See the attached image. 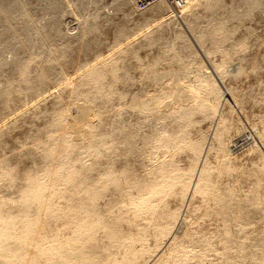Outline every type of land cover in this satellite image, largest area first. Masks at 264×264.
<instances>
[{
    "label": "rangeland",
    "instance_id": "rangeland-1",
    "mask_svg": "<svg viewBox=\"0 0 264 264\" xmlns=\"http://www.w3.org/2000/svg\"><path fill=\"white\" fill-rule=\"evenodd\" d=\"M202 2L206 1L202 0ZM202 2L187 0L185 7L178 12H174L168 7L160 14L154 15L151 11L152 8L144 12L138 11L134 2L129 8L122 7L121 0H0V34H4L0 37V50L1 48L3 51L6 50L5 52L1 50L2 53L0 51V61L2 58L7 60H2L5 65L2 64L4 66L0 68V89L7 88L9 87L7 85L11 84L12 90L15 88L14 90L17 92H12L13 97L10 95V103L3 102V96L0 98V208L4 211L1 220L7 217L20 220L21 216L14 214H17L18 206L25 204L24 197L21 195L30 176H39L43 179L41 182L44 185L57 188L59 185L48 178L47 167L49 165L52 168L64 169V175H67L72 171V168L76 170L77 158L81 157L83 161L86 158L85 160L89 164L96 161V154L93 151H87V148H83V146L80 147L79 138L70 133V128L67 129L69 125L66 120L58 125L61 126L59 130L57 128V130L50 131L51 128H49L57 111H63L64 108L65 110L72 109L73 106L75 107L74 103L79 102L90 110L89 117L91 118L86 119L88 122L90 119V122L94 123L103 120L109 130L114 124L117 127H132L133 130L136 129L134 130L135 136L140 131L139 136V134L144 135L150 131L153 133L155 130H160L164 134L166 130L177 129L178 131L168 132L172 136L178 135L171 141L167 149L165 147V150L163 149L169 154L164 151L162 153L165 155V159L168 157L167 159L176 164V167L182 168H180V172L184 177L188 175L187 170L190 168L191 160L194 162L199 152L194 149L191 151L188 147L186 150L185 148L182 150L184 143L189 139L183 135L190 132L192 143L195 144L204 141V151L212 148L208 152V161L211 162V168L213 167L211 180L213 185L224 193L226 201L230 204V211L227 213L225 221L222 220L218 212L219 207L212 201L204 199L205 191L189 194L185 203L180 199H173L170 207L172 209L179 208V214L186 221L185 228L178 235L183 236V242L184 236L190 235L187 244L196 253L192 257V264H196L198 261L203 264L211 262L217 264H264V247L261 248L264 245V138L258 140L253 136L256 144L254 142H245L248 145L243 143L232 155L233 159L229 163L231 167L226 168L225 163L221 162L222 159L218 157L219 147L217 151L215 149L219 143L216 131H214L215 128L216 130L230 131V134L225 137L227 138V140L225 139L226 143L231 142L230 145L233 140L240 138L245 133H253V131L257 133V130L264 132V0H221L220 7L212 13L213 9L208 10L209 8L207 9L205 3ZM7 13L8 16H11L7 17ZM11 13L18 14V17L16 18ZM19 15L26 19L21 20ZM23 15L28 16L24 17ZM179 15L185 16V19L182 20ZM212 18L224 19L222 31H224L226 39L216 40L218 35L213 40L210 38L208 34L213 31V24L217 25L216 20ZM93 26L95 28L92 30ZM25 27H28V33H26ZM47 28H49L48 32ZM119 29L123 30L125 36L120 37ZM40 31L43 32L39 33ZM12 33L16 34L12 35L16 36L15 39L9 37ZM67 33L69 35H65ZM83 33H87V36L82 37ZM198 36L203 43L196 42L195 37ZM3 37L5 38L2 39ZM7 44L9 47L11 45V48L14 46L13 52L11 48L7 47ZM25 61H29V69L32 67L29 70L30 75L35 76L39 71V73L45 72V76H48L40 86V94L37 95L39 97L35 96L34 92L27 90L25 84L24 89L20 87L23 82L20 79L18 68ZM102 61L105 62L102 63ZM21 62L23 63L20 65ZM87 62H94L96 67L97 64L100 65L98 67H101V64L104 66L113 64L116 67L122 80V83H118L117 90L120 89L123 92L121 95L123 100H126L125 97L128 96L127 103L122 102V99H119L120 101L116 99L120 104H117L116 100L110 103L106 95L98 94L94 84L93 87H90L89 83H84L83 79L86 80L87 73H80L79 67L80 64H87ZM211 67L215 68L222 78L228 94L220 90L219 81L213 75ZM125 73H129V75L126 76ZM111 74L109 73L106 81L112 79ZM179 85H184V90H187L182 93L184 95L186 92L188 94L190 89L194 91H192V127L188 125L187 121L186 123L183 121L186 127L182 125V128L180 127L182 120L178 119L181 122L174 120L173 113L175 114L176 111L173 109H177L175 103L177 104L176 98L180 94L174 88ZM73 87L79 90L76 98L72 93ZM82 87L83 90H81ZM17 89L23 90H19V93ZM212 90L215 92L214 94ZM171 95L176 98L171 99L173 98ZM137 96L143 99L139 100ZM156 96L160 97L157 100L160 105L163 103L162 106L175 102L176 107L173 104L169 105V107L172 106L170 111L173 112H167L169 107L167 106L168 109H166L165 106L163 112L166 114L162 112L165 114L164 116L158 114L160 112L155 107L156 112L153 108V113L147 116L143 100L149 101ZM165 98L167 99L165 100ZM130 102L133 104L131 105ZM158 102L156 105H159ZM199 102H204L202 104L206 105L208 103L210 111L208 110L206 114L200 113L201 110L196 111ZM217 109L222 112L220 120L216 119ZM168 113H172L173 120L171 115L170 117L167 115ZM151 116L154 118V122L149 120L152 119ZM155 117L158 121H155ZM84 122L86 121L84 120ZM84 122L82 121V123ZM163 130L165 131L162 132ZM168 134L166 132L164 135L168 136ZM143 135H140V138L136 136L138 138H136L137 141L135 140L136 144L138 141L141 143L138 142L140 149ZM112 136L114 135L110 130L109 137ZM50 137L52 141L56 139L60 145L65 146L66 152L69 154L66 155L68 163H70L69 166L58 162L49 164L44 159L45 148L51 145V148L53 147V142L49 140ZM57 138L59 139L57 140ZM72 143L73 147L67 146ZM207 146L211 147L208 149ZM68 147L70 148L68 149ZM88 152L93 159L88 157ZM104 152L99 162L101 168L105 171L111 165L121 179L124 191L128 189L130 193V195H119L120 200L130 201L134 198L139 201L135 195L140 189L141 181L145 180L146 176L145 151L130 156L128 160H124V156L119 155L114 158L115 161H107L108 151ZM97 157L99 158V156ZM69 160L74 161L75 164ZM194 164L195 162L192 163V166H195ZM6 173L12 175V179L8 178ZM61 183L65 184L66 179H63ZM68 195H71L70 191L66 193V196ZM65 200L68 198H64L62 203ZM45 204L46 208L47 203ZM133 207L134 205L128 202L110 204L106 207V214L111 217L122 214L126 218H130L134 224L130 226L123 222L126 227L122 230L125 233L130 230L136 232L144 225V221L140 218L144 214L137 216ZM35 210V214H37V209L35 208ZM32 216L35 218V215ZM223 222L227 226L226 229L222 227ZM17 232L18 229H10L9 235L0 236V246L1 241L4 240L14 249ZM227 237L231 239L230 242L227 241ZM203 238L210 239L212 246L210 252L203 255L204 259L197 255L207 249V246L200 242V239ZM148 245L151 247L152 253L158 244L150 238ZM136 248H140L138 244L133 245L135 251H137ZM158 253L162 259L169 257L166 251L162 252V248L158 249ZM12 258L13 256L10 257V259ZM149 259L150 257L146 260ZM133 262L138 264L135 260Z\"/></svg>",
    "mask_w": 264,
    "mask_h": 264
},
{
    "label": "bare ground",
    "instance_id": "bare-ground-1",
    "mask_svg": "<svg viewBox=\"0 0 264 264\" xmlns=\"http://www.w3.org/2000/svg\"><path fill=\"white\" fill-rule=\"evenodd\" d=\"M200 1L202 2V0H200ZM205 1L206 2H202V3H205V7H207V9L209 8L208 10L213 9V10H211V13H212V11L215 12L221 5V0H205ZM194 4H195V2H194ZM130 5H133V0H121V6L122 7L124 6L125 8L126 7L129 8ZM165 8L168 9L166 1L160 0L156 5H154L152 7L151 11H152V13H154V15L160 14L161 12L165 11ZM188 8H189V6H188ZM11 11H13V10H11ZM16 13H18V12H16ZM16 13H11V14L15 15ZM20 14H21V11H20ZM14 15H12V16H14ZM10 16L11 15L8 16V13H7V17H10ZM179 16L181 17V15H179ZM15 17L17 18L18 14L15 15ZM15 17H12V18H15ZM19 17H21V15H19ZM182 17H181V19L184 20L185 16L182 15ZM22 19L24 20L26 18L21 17V20ZM212 19H214V18H212ZM214 20H216L217 25L215 26V24H213L214 25L213 31L209 32L208 35L210 36V38L212 40L215 39L217 35L219 37L216 40L219 39V41H221L222 38L226 39V37L224 36V31H222V26L225 23L224 19L218 18V19H214ZM214 20H212V21H214ZM95 26H93L92 28L91 27H89V28H91L93 30L95 28ZM143 26H141V27H143ZM27 28H26V33H28ZM48 29L49 28H47V32H48ZM137 29H139V28H137ZM20 30H22V29H20ZM40 30H41V28H40ZM43 30H45V29H43ZM38 31H39V29H38ZM120 31H121L120 37L125 36V33L123 32V30H120ZM138 31H136V32H138ZM41 32H43V31H40L39 33H41ZM89 32H91V31H89ZM2 34H0V37L4 36V34L3 35ZM90 34H92V33H90ZM132 34H130V35H132ZM5 35L8 36V34H5ZM12 35H16V34L12 33L9 36V37H13V39H15L16 36L14 37ZM20 35H21V33H20ZM62 35H63V33H62ZM65 35H69V34L67 33ZM135 35H136V33H135ZM86 36H87V33L86 34L83 33L82 37H86ZM4 38L5 37H3L2 39H4ZM118 39H119V37H118ZM193 39H194V37H193ZM195 39H197L196 42H198L200 44L203 43V41L201 39L199 40V36L195 37ZM8 45L9 44H7V47L11 48V45H10V47ZM13 47L14 46H12V48ZM19 47H20V45H19ZM199 47H201V46H199ZM15 48H14V50H15ZM1 50L3 51L2 48H1ZM2 51H1V53H2ZM5 51H3V52H5ZM33 51H34V49H33ZM7 52H9V51H7ZM12 52H13V49H12ZM37 57H39V56H37ZM2 60H6V59L2 58ZM2 60L0 61V68H2V66L5 65ZM206 60H207V62H209L207 58H206ZM99 61H101L100 57H99ZM103 62H105V61H102V63ZM5 63L7 64V62H5ZM22 63L23 62H21L20 65ZM93 63L87 62V64H83V65L80 64L81 65L79 67L80 71H81L80 73H87V75L89 76V77L87 75L85 76L86 77L85 79L87 80V77H88V80L86 81L83 79L84 83L85 82L89 83L91 85L90 87L94 86V88H96L95 90L98 92V94L103 93L102 96L106 95V97L109 98L110 103L115 102L116 99L117 100H119V99L123 100V98H122L123 96H121V95H123V92L120 91V89L117 90L118 89L117 86L119 85L118 83L119 82L122 83L121 82L122 80H121V77L119 76V74L117 72L116 67L113 64H109L106 66L101 64V67H98L100 65L97 64V67H96L95 64H93ZM2 64H4V65H2ZM102 65H103V67H102ZM118 68H119V66H118ZM18 69H19V73H20L19 75L21 76L20 79L23 82V85L20 87H23V89H24L25 88L24 84H25L26 89L28 88L27 90L34 92V94H36L35 96L40 94L39 93L40 92L39 91L40 86L48 77V76L47 77L45 76V74H44L45 72L39 73V71H38V74H36L35 76L30 75L29 74V70H30L29 69V61H27V62L25 61ZM211 69H212L213 75L215 77H217V80L219 81V84L221 87L220 90H222L223 93L228 94V90L224 86V84L221 80L222 78H220V75L218 74V72L215 70V68L213 69L211 67ZM128 72H129V70H128ZM109 73H112L111 74L112 79H110V80L108 79V81H106ZM129 73H125V75L128 76ZM81 75H83V74H81ZM180 79H182V78H180ZM178 81H179V79H178ZM12 82H14V81H12ZM181 85H179L177 87L175 86V88H174V89L178 90V93H180L177 96V98L175 97L176 100L178 101L177 104L175 102H173V100H172L173 103H168L169 101L166 102L169 105L170 104L174 105V103H175V105L177 106L176 110L173 109V111H176V113H177V114L173 113V115H175V119L173 118L172 113L171 114L168 113L167 115L169 117L171 115L172 116L171 119L173 118L175 121H178V122L180 120H182V123H183V121H184V123H186V121H187L188 125L192 127V108H193L192 107V91L193 90L191 91V89H190L189 93L187 94V92H186V95H184L182 93L187 91V90H184V87H183L184 85L183 86H181ZM7 86H9V87L4 88V89H0L1 90L0 98L3 96V102L11 101L10 95L12 96V92L13 93H14V91L16 92V90H14L15 88L12 90L11 84L7 85ZM75 87H73L74 89H72V91H73L72 93H74V95L73 94L72 95L74 97L79 94V90L76 89L77 87L76 88ZM189 87H190V85H189ZM80 88L81 87L79 85V89ZM23 89H19V90H23ZM19 90L17 89V91H19ZM81 90H83V87ZM118 91H120V92H118ZM173 91L176 92L175 90H173ZM219 92L221 93V91H219ZM19 93H20V91H19ZM118 93L120 94V96ZM212 93L214 94L215 92L213 91ZM216 93H217V91H216ZM204 95H206V94L204 93ZM171 96L173 97L171 99H175L174 95H171ZM37 97H39V96H37ZM156 97H154V98L152 97L153 99H151L149 101L143 100L144 103L142 102L145 105V110L148 114L147 116H149L150 113L151 114L153 113L152 111L155 110V107L157 108L156 110L158 112H160V113H158V112L157 113L161 114V115L163 113H165V112H163V109H165V106L169 107V105L162 106L163 103L161 101L160 102L162 103V105H160L158 102L159 100H157L160 97H157V98ZM75 98H72V99H75ZM125 98H126V100H128L127 99L128 96ZM134 98L136 99V96ZM138 98H139V100L143 99L140 97H138ZM166 99L167 98H165V100ZM117 100H116L117 104H120V102L118 103ZM126 100L124 99L122 102L127 103ZM131 100H132V98H131ZM200 100H202V99H200ZM133 101H134V99L132 100V102ZM156 102H158L157 104H159V105H156ZM133 103H135V102H133ZM140 103H141V101H140ZM193 103H194V101H193ZM202 103H204V102H201L200 103L201 105L199 104V106H201V107L196 105V106H198L197 107L198 109H196V111L201 110L200 113L204 112L206 114V113H208V110H209L208 103H207V105L202 104ZM74 104H75V107L73 106L72 109L65 110V108H64L63 111L61 110V111H59V112L57 111L55 113L54 121L50 124V127H49V128H51L50 131L51 130L52 131L57 130V128L59 130V127H61V126H58V125L60 123H62L64 120H66L67 124L69 125V127L67 129L69 130V128H70V130H71L70 133H72L73 136H76L79 138V140L81 142L80 147L83 146V148H87V151L88 150L93 151L96 154L95 159L96 158L97 159H96V161L94 160V162H92L90 164L86 162L85 156H84V158H85L84 161L81 160V157H80V159L79 158H77V160L75 159L76 164L73 163L75 161L74 159H72L74 161L69 160L70 162L72 161V164H75L76 170H74L72 168V171L68 172L67 175H64V173H65L64 169L52 168V166L49 165L47 167L48 168V178L50 181H53L54 183L59 185V186H57V188L56 187H47L46 185H44V183L41 182L43 179L39 178V176H30L28 179V184L25 186V188H23V193L21 195L24 197L25 204L17 207V214L10 212L11 214L21 216L19 221L14 217H7L4 220H1V215L3 214L4 211L0 208V236L5 237V236L9 235L10 229H18V232L15 235L16 242L14 245L15 246L14 249H12V247H10L6 241H4V240L1 241L0 264H134L133 260L138 262V264H192V257L195 256L196 253L194 251H192V248H190L189 245L187 244V241L189 240L190 235L184 236V242H183V236L178 235V233L182 232L183 229L185 228L184 226L186 225V221L179 214V208L172 209L170 207V203L173 199H175V200L180 199L185 203L186 198L189 194H193L197 191L198 192L205 191L204 199L208 200V201H212L213 203H215L217 205V207H219V211H218L219 215L221 216L222 220L225 221L226 215L230 211V204L226 201V197H225L224 193L221 190H219L215 185H213V181L211 180L213 167L211 168V166H210L211 162L209 163V161H208V158H209L208 152L210 151V149H212V148H210L211 146H209V147L207 146L208 149L209 148L210 149L204 151L205 150L204 141H200V142H197L195 144L194 142L192 143V134L190 132H187L183 135V137H187L189 139H187L186 143H184L182 150H183V148H185V150H186V147H188L191 149V151H192V149H194V150H197L199 152L198 157H195V159L193 158L194 162H195V164H194L195 166H192V163H194V162H192V160H191V164L189 166L190 168H188V170H187L188 175H187V177H184L180 172L181 167L178 166L179 169H177L178 167H176V164L170 162L169 159H167L168 157L165 159L164 158L165 155L162 153L165 149H167V147H169L171 141L178 137V135H176V134L174 136H172L171 133L168 134V132H171L173 129L171 131H167L165 129L168 136L164 135L166 133V132H164L165 130L162 131V132H164V134L161 133L160 130H158V131L155 130V132H153V133H151V131H150L151 134L150 133H146L144 135L139 134V136H138V133H140V131H138L136 136H138L140 138L143 135V137L141 138L142 145H140L141 146V149H140V147H139L140 142L138 141L139 143L137 142V144H136V141H137L136 138H138V137L135 136V131H134V130H136L135 128L133 130L132 127H129V128L117 127L114 124L110 128L111 134L113 132L114 136L109 137L110 136V130L107 128V125L104 124L103 120L102 121L100 120V121H97V123H94V122H90L91 121V119H90V121L88 122L86 119L91 118V117H89V115H90L89 114L90 113L89 108L87 106H85L84 104L81 105V103H79V102L74 103ZM130 104H131V102H130ZM143 104H141L142 107H143ZM219 104H220V102H219ZM174 106H173V108H174ZM168 107L166 109H168ZM170 108H172V106L169 107V109L166 111L167 112L168 111L173 112L172 110L170 111ZM210 108H212V107H210ZM142 110H144V109H142ZM156 110L154 112H156ZM196 111H195V114H196ZM143 112H145V111H143ZM157 113H156V117L158 118ZM165 114H163V115L165 116ZM159 117H162V116L159 115ZM221 117H222V112H221V110L217 109L216 119L220 120ZM151 118H152V116H151ZM157 118L155 119V121L157 120ZM176 118H177V120H176ZM178 119H180V120H178ZM84 120L86 122H84ZM149 120L153 121L154 118L149 119ZM82 121L84 123H82ZM182 123H181V125H180V123H178V125H180V127H182V125H183V127H186V124L184 126V123L183 124ZM180 127L178 126V128H180ZM155 128H157V127H155ZM158 128L160 129V127H158ZM174 131H178V130L176 129V130H173L172 132H174ZM214 131H216L215 134H216V138L218 139V140L217 139L216 140L219 143V145L217 147H215V149L217 151V148L219 147L218 148V155H219L218 157H219V159H222L221 162L225 163L226 168L231 167V165H229V163H231V160L233 159L232 155L238 151V149L241 147V145L243 143L254 142L255 141L254 137H256L258 140H262L264 138V132H259L257 130V133H256V131H253V133L249 132V133H245V134L241 135L240 138L233 140L232 144L230 145L231 142H227V143H229V144H227L226 143L227 138H225L228 134H230L229 133L230 131H228L226 129L225 130L224 129L216 130V128ZM161 134H163V135H161ZM172 134H174V133H172ZM160 135H161V137H160ZM57 136H59V135H57ZM57 136H55V137H57ZM58 139L59 138H57V140ZM251 139H253V140H251ZM49 140H51V137ZM52 142H53V147L51 148V146H52L51 145V146L45 148V151L43 154V157L46 160V162H49V164L54 163V162H58L60 164H63L64 166H69L70 163H68V160L66 157V155L68 153L66 152L65 146L60 145L56 141V139H55V141H52ZM256 143L257 142H254V144H256ZM192 144H195V145L192 146ZM246 145H248V144H246ZM67 146L73 147L74 144L73 143L70 145L68 144ZM70 147H68V149ZM164 147H165V149H164ZM255 147H256V145H255ZM161 149H162V151H161ZM140 150H141V152H139ZM104 151H108L107 161H115L114 158H116V156H119V155L124 156V160L125 159L128 160L130 156L132 157L137 153H142V151H145L146 154L144 152L143 153L145 154V156H146L145 158L147 160V163H146L147 168L145 170L146 176L144 177L145 180L143 179V181H141L140 189L138 190V192L135 195L136 198L138 197L139 201H136L134 198H132V200H130V201L129 200L126 201L124 199L120 200L119 195H122V194L130 195V193H129L128 189L126 191H124V187L121 185V179L117 176V174L115 173V171L113 170L111 165H109L105 171L101 168V163H99V162L102 158L101 155H103L105 153ZM164 152L166 153L167 151H164ZM70 153H71V151H70ZM89 153L90 152H88L87 155H89ZM92 155L94 156V154H92ZM90 156H91V154L88 157H90ZM97 156H99V158ZM90 158H92V157H90ZM90 158H89V160L92 161ZM191 158H192V155H191ZM219 159H217V160L220 161ZM150 162H151V164H150ZM226 162H227V164H226ZM79 163H80V165H79ZM223 166H224V164H223ZM6 175L8 178L12 179V175L7 174V173H6ZM63 179H66L65 184L61 183V181ZM68 191L71 192V195L66 196V193ZM179 192L181 194H178ZM64 198L65 199L68 198V200H65V202L62 203ZM120 202H125V203L128 202L130 204H133L134 205V207H133L134 212L137 216H140V214H144V215L140 216V218H142V220L144 221V225H142L143 227L141 229H139L136 232L133 230H130L128 233H125L122 230V228L126 227L123 224V222L128 223L130 226H132L134 224L132 222V220L130 218H126L122 214H120L117 217H111V216L106 214V212H107L106 207L108 205L117 204ZM45 203H47L46 208H45V205H46ZM35 208L37 209V214H35L36 213ZM32 215H35V218ZM222 227L225 229L227 228L225 222H223ZM23 229H25V230H23ZM150 238L154 239L155 242L158 244L157 248H155L152 251V253H151V247L148 245V241ZM226 239L228 242H230V240H231L228 237ZM200 242L203 245L207 246L206 250L201 251L200 253H197V255L200 258H203V255L210 252V250L212 249V246H211V241L208 238L200 239ZM263 242H264V240H263ZM134 244H138V246L140 247V248H136L137 251H135L133 249ZM263 247H264V245L261 246V248H263ZM159 248H162V252L166 251L169 254V257L167 259H162L161 255H159V253H158ZM163 249H165V250H163ZM11 256H13L12 259H10ZM148 257H150V259L146 260ZM142 259L145 261H141ZM196 264H203V263L198 261V262H196ZM210 264H217V263L211 262Z\"/></svg>",
    "mask_w": 264,
    "mask_h": 264
},
{
    "label": "built area",
    "instance_id": "built-area-1",
    "mask_svg": "<svg viewBox=\"0 0 264 264\" xmlns=\"http://www.w3.org/2000/svg\"><path fill=\"white\" fill-rule=\"evenodd\" d=\"M160 0H133L136 9L140 12L147 11L148 9L152 8L156 5ZM168 7L174 11L178 12L182 10L187 0H165Z\"/></svg>",
    "mask_w": 264,
    "mask_h": 264
}]
</instances>
